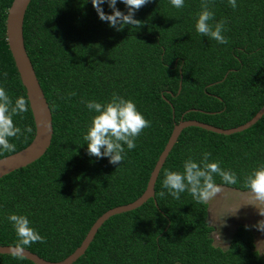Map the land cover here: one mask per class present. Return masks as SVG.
Instances as JSON below:
<instances>
[{
	"label": "trees",
	"instance_id": "1",
	"mask_svg": "<svg viewBox=\"0 0 264 264\" xmlns=\"http://www.w3.org/2000/svg\"><path fill=\"white\" fill-rule=\"evenodd\" d=\"M13 1L0 0V87L14 104L28 98L7 42ZM236 2L234 10L228 0H212L210 23L226 22L224 45L197 33L201 0H185L180 9L170 0H151L134 15L141 26L121 31L99 19L91 0L32 1L25 47L52 112L54 136L44 157L0 180V246L13 247L18 240L7 217L26 215L46 240L26 250L51 263L66 260L100 217L143 196L182 120L230 130L257 115L264 107V0ZM101 7L112 14L107 2ZM116 7L127 14L120 0ZM113 93L133 101L151 122L134 149L124 145L126 158L119 165L89 156L83 139L97 113L82 101L104 104ZM13 120L33 131L26 139L10 138L16 152L0 149V160L26 149L35 137L30 104ZM205 152L209 162L219 161L238 177L236 184H226L214 176L217 185L250 193L246 178L264 165V117L232 136L185 129L160 172L155 199L110 218L75 264H264L251 228L238 226L228 248H219L209 204L197 203L187 191L174 199L162 187L166 171L182 173L186 160L199 163ZM0 264L33 263L0 255Z\"/></svg>",
	"mask_w": 264,
	"mask_h": 264
},
{
	"label": "clouds",
	"instance_id": "2",
	"mask_svg": "<svg viewBox=\"0 0 264 264\" xmlns=\"http://www.w3.org/2000/svg\"><path fill=\"white\" fill-rule=\"evenodd\" d=\"M105 2L112 10L111 15L106 14L101 7ZM120 2L126 6L127 14L117 9V0H91L99 19L107 22L109 27L116 31H121L126 25L139 28L141 22L134 19V15L151 0H120ZM170 4L180 9L185 6V0H170ZM228 4L234 10L238 7L236 0H228ZM211 6L212 0H201V11L195 25L196 31L201 36L226 45L229 43L223 35V32L227 30L226 22L222 20L214 25L210 23L215 18L214 12L210 10ZM4 75L7 76V73ZM73 95L75 93H70L69 97ZM82 103H85L90 112L97 113L92 118L87 134L83 137L87 141L88 155L97 159L107 157L110 164H121L126 158L124 145L128 150L134 149L137 138L144 129L151 127V122L144 118L133 101L116 93H113L111 100L104 104L95 100L82 101ZM27 111H29L28 100L20 96L13 104L5 89L0 87V149L3 151L15 153L16 145L9 142L10 138L19 139L20 136H24L26 139L27 135L32 133L31 126L21 129L13 120V117ZM210 155L207 152L203 153V159L199 163L189 158L183 164L182 173L166 171L162 187L167 189V194L174 199H179L180 194L187 191L197 203L204 204L223 191L222 187L216 184L214 176L218 175L226 184H236L238 181L236 173L223 170L219 161L209 162ZM245 186L250 190L251 198L264 205V165L246 178ZM160 195L164 196L165 192L162 191ZM7 219L18 237L16 244L10 248L14 258L23 259L25 249L34 243H46L45 238L30 226V220L26 215L10 214ZM260 224H264V221Z\"/></svg>",
	"mask_w": 264,
	"mask_h": 264
},
{
	"label": "water",
	"instance_id": "3",
	"mask_svg": "<svg viewBox=\"0 0 264 264\" xmlns=\"http://www.w3.org/2000/svg\"><path fill=\"white\" fill-rule=\"evenodd\" d=\"M32 1L33 0L13 1L7 17V42L20 79L27 92V98L33 114L36 132L32 143L26 149L0 160V180L18 170L27 168L44 157L52 145L54 136L52 112L25 47L24 21ZM263 117L264 107L250 122L230 130L219 129L198 121L182 120L175 126L171 138L152 172L147 189L142 197L132 204L112 209L100 217L91 228L82 245L66 260L59 263H51L26 249L24 252V259L33 264H75L85 255L98 231L110 218L135 211L145 205L149 200L155 199V187L160 172L185 129L195 127L218 135L232 136L249 130ZM10 248L11 247L0 246V255H11Z\"/></svg>",
	"mask_w": 264,
	"mask_h": 264
},
{
	"label": "rangeland",
	"instance_id": "4",
	"mask_svg": "<svg viewBox=\"0 0 264 264\" xmlns=\"http://www.w3.org/2000/svg\"><path fill=\"white\" fill-rule=\"evenodd\" d=\"M223 191L209 204V222L215 229V246L227 249L233 234L240 225L251 228L258 252L264 256V205L251 198L250 193H242L223 188ZM260 224V225H259ZM259 225V227H258Z\"/></svg>",
	"mask_w": 264,
	"mask_h": 264
}]
</instances>
